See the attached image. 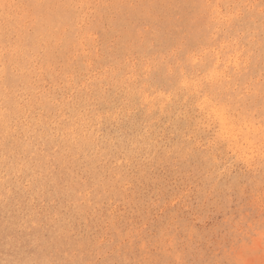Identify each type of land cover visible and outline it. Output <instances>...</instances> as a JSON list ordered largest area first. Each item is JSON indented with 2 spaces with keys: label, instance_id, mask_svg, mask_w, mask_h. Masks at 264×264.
I'll list each match as a JSON object with an SVG mask.
<instances>
[{
  "label": "rangeland",
  "instance_id": "374dc122",
  "mask_svg": "<svg viewBox=\"0 0 264 264\" xmlns=\"http://www.w3.org/2000/svg\"><path fill=\"white\" fill-rule=\"evenodd\" d=\"M177 257L264 264V0H0V264Z\"/></svg>",
  "mask_w": 264,
  "mask_h": 264
},
{
  "label": "snow or ice",
  "instance_id": "6c2138e0",
  "mask_svg": "<svg viewBox=\"0 0 264 264\" xmlns=\"http://www.w3.org/2000/svg\"><path fill=\"white\" fill-rule=\"evenodd\" d=\"M173 264H186V262L182 260L181 258L177 257V259L173 262Z\"/></svg>",
  "mask_w": 264,
  "mask_h": 264
}]
</instances>
